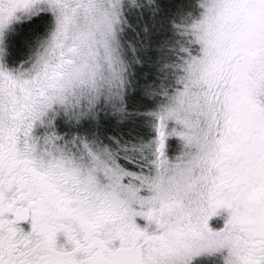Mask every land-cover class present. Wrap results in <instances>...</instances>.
<instances>
[{
  "label": "snow or ice",
  "instance_id": "6c2138e0",
  "mask_svg": "<svg viewBox=\"0 0 264 264\" xmlns=\"http://www.w3.org/2000/svg\"><path fill=\"white\" fill-rule=\"evenodd\" d=\"M0 264H264V0H0Z\"/></svg>",
  "mask_w": 264,
  "mask_h": 264
}]
</instances>
